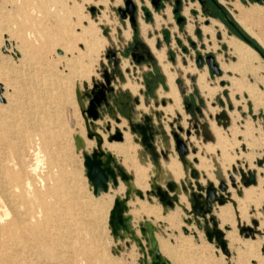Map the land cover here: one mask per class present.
Segmentation results:
<instances>
[{"label": "rangeland", "instance_id": "obj_1", "mask_svg": "<svg viewBox=\"0 0 264 264\" xmlns=\"http://www.w3.org/2000/svg\"><path fill=\"white\" fill-rule=\"evenodd\" d=\"M24 1L25 5L20 1L18 7L22 8L17 9L12 0H0V179L8 184L7 190L0 191V206L5 221L18 215L19 193L15 186L19 178L22 186L19 191L28 200H32L25 188L28 181L44 194V207L50 217L41 216L30 223L27 210L34 209L35 204L23 205L22 214L26 219L23 227L15 230L12 238L0 233V243L7 241L5 249H0V257L15 254L23 264H145L147 254L151 264V243L146 242L140 232V224L145 227L147 224L153 228L167 264H264V111L255 116L251 111L243 114L241 106L244 110H247V103L251 107L246 96L238 98L234 105L225 101L224 104L239 111H235L238 117L237 120L232 119L231 128L218 127L214 116L220 114L218 103L221 99L216 100V96H221V91L217 93L218 89L214 86L220 90V84L210 77L206 78V63L203 66L205 69L197 64L199 56L205 58L217 50L218 45L212 48L210 39L213 40L211 36L215 34L218 44L221 35L226 34L224 25L221 23L223 27H220L216 20L206 19L198 1L188 13L192 2L183 0L182 11L186 9L189 28H180L172 13V22L165 20L163 30H152L150 33L151 38L160 41L156 49L157 43L148 39L157 64L167 75L170 89L158 86L155 91L157 97L146 99L145 77L150 68L138 66L122 53L129 43H125L122 36L129 40L133 32L129 20L123 21L119 14V9L125 8L126 0ZM133 1L138 7L139 18L146 6L153 8L152 0ZM164 3L173 8V2L164 0ZM143 19L140 20L146 37L154 22L150 21L148 25ZM157 19L160 22L159 16ZM207 22L211 27H205ZM164 31L169 33L168 41H165ZM199 31L200 36L197 34ZM18 35L26 41H19ZM192 42L196 48L192 47ZM110 51L118 54L122 68H127L123 70L125 77H129L125 88L131 89L136 94L130 92L132 96L141 101L137 113L143 116L145 112L156 123L155 113L162 114L159 125L167 129L169 141L165 146L161 138L158 139L162 168H156L152 156L138 142L141 138L131 132L126 121L119 127L113 120L109 125L111 132L107 129L109 134L105 132L107 127H104L105 131L99 125L93 127L92 131L99 133L104 140L103 150L115 155L131 177L130 182L120 180L119 187L111 185L108 193L102 192L96 197L87 178L84 155L92 153L97 144L95 140L88 139L81 107L85 106L84 93L92 90L95 83H103V70H112L111 59H108ZM230 61L236 62L231 57ZM257 63L258 66L255 65ZM239 66L244 68L240 62ZM251 68L264 71L261 60L254 62ZM209 88L215 90L214 95ZM171 91H176V98L169 96ZM258 92L249 95L256 109L264 107V92ZM192 95L196 96L197 104L199 99L205 101L203 115L197 112L190 114L194 110ZM213 103H217L219 109L213 108ZM188 106L191 107L189 112L186 111ZM227 106L228 113H233ZM217 118L220 123L223 122L221 117ZM195 119L210 122L215 143L209 140L211 142L203 144L202 139H197L193 127ZM246 121L248 123L244 125ZM117 128L122 131L124 141L110 143ZM233 128L236 133H232L231 138L228 132ZM187 131H192L190 139ZM174 132L188 143L190 161L194 163L197 158L196 168L217 188L220 182L216 181L218 177L214 173L222 170L226 176L231 199L224 206L216 205L213 216L218 229L224 232L228 253L222 250L215 237L213 241L209 240L206 232L214 230L213 224L202 220L200 229L189 217L193 213L188 202L192 194L197 193L198 187L196 181L186 177L176 152ZM38 149L44 158L38 166L37 175L45 180L47 187L41 186L37 176L30 178V170L35 163L34 152ZM195 150H198L196 156ZM216 158L221 169L216 168ZM239 161L245 163V170L256 172L255 186L244 187L240 183V189L231 188L228 175L233 174L235 167L239 168ZM236 180L239 183L241 177L237 175ZM188 181L194 184L192 193L180 197V203L187 206V210L177 205L179 200L173 208L165 206L154 194L157 187L171 194L173 192L168 189L170 184L177 182L180 185V182ZM202 181L205 185L206 180ZM127 192L131 195L127 216L134 220V229L147 249L145 252L130 236H126L125 240H115L109 225L116 198H125ZM5 211L9 215L5 216ZM30 224L39 225L41 231L27 230ZM247 227L256 231L254 238L241 234V228ZM11 240H18L21 245H15V241ZM239 252H249L250 255L240 258Z\"/></svg>", "mask_w": 264, "mask_h": 264}, {"label": "crops", "instance_id": "obj_2", "mask_svg": "<svg viewBox=\"0 0 264 264\" xmlns=\"http://www.w3.org/2000/svg\"><path fill=\"white\" fill-rule=\"evenodd\" d=\"M161 1H162V7L159 10H157L152 5V2H151V5L153 6V8L146 6L143 9L144 13H143V16H141V18L138 17L139 16V13H138V15H137L138 26H137L136 30H134V29L132 30L134 33L132 32L131 39L126 40L124 38V36H122L125 43L129 42L125 45L126 47H124L122 50V53L125 57H128V58L133 60L131 50L134 48L135 44H139L140 46H142V48L144 50H147L149 53H151V55L153 57V60H149V61L144 62V63L137 64L135 62L140 67L142 65H144V66H148L150 68V70H149L150 72L148 74H146V77H145V87H146L145 97H146V99L151 98V97L152 98L157 97V95L155 94V91L157 90L156 88H159L160 86H161V88H164V87L169 88L170 87L167 75H166V73H164V71L162 69H160V65L157 64V58H156V56H155V54H154V52H153V50L150 47L149 42H148V39L154 40V42L157 43L156 49L159 48V42L160 41H158L154 38H151L150 33L152 32V30H156V31H158V29L163 30L162 25H166L165 20L171 21V19L173 18L172 13L174 14V12L176 10L175 9L176 8L175 0H166L169 2L170 1L173 2V8H171L170 6H166L164 3V0H161ZM196 1H198L200 6L202 7L201 13L203 16H205V17L207 16L206 19H209L211 21H213V20L219 21L220 23H222L224 25L225 30H226V34H222L221 38L219 37L220 39L217 41L218 44H216V39H215L216 35L215 34L213 36H211V37H213V40L210 39V42L212 44V48L217 47V45H218V48L216 51L213 52V54L208 55V56L215 57L216 64L219 67L220 73L219 74L214 73L209 68L205 69V67H203L204 64H202L201 67L204 68L206 71V73H205L206 78L210 77L212 79V81L214 79L215 82H219V84H220V90L217 86H214V89H218L217 93L219 91H221L220 92L221 96L217 97L216 96L217 93L215 96H216V100H217V98L221 99V100H219L218 104L221 106L220 109L221 108L222 109L221 110L219 109V105L217 103H213V108H218L220 111L219 115L227 117L229 119V123L226 125V128H228V127L231 128L232 126H230V125L232 123V119L237 120V117H238L237 112H239V111L234 110V108L232 106H229V105L227 106L226 104H224L225 101L226 102L228 101L231 105H234V102L237 101L238 98L242 99V98H245V96H246L248 98V101L250 102L251 107L248 106V103L246 104L247 110H244V107L241 106V108H242L241 111L243 114H246L247 112L251 111L252 115L255 116V115L259 114L260 112L264 111V107H260L259 109H256L254 101L249 97L250 94H252V95L259 94L258 90H260L261 92H264V71L251 68V67H253L254 62L252 64L243 63L238 58V56L235 54L233 46H231L229 41L232 39V37H234V38H237V37L234 35L233 26H231L228 21L230 20L232 23H236L242 29V31L262 49L263 54H264V45L262 43H260V41H259L260 39H262L263 43H264V20H263L264 19V11H263L264 10V1L263 2H256L255 0H213V2L212 1L210 2V6H209L210 9L208 12L205 10V8L200 3V0H191L192 3L190 5L188 4L189 5L188 13H190V11L193 9V7L196 6L194 4V3H196ZM183 2L184 1L182 0V6H183ZM215 2L218 4V6H216ZM182 6H181V16L184 18V23L179 25L177 16L175 14H174V16H175L176 22L180 26V28H184L186 26H187V28H189V25H187V20L185 17L187 12H186V9H185V11H182ZM161 10H163V11L160 13ZM258 10H260V11H258ZM196 11L198 12V10H195V12ZM261 14L263 15L262 17H261ZM157 16L160 17V22H158L159 20L157 19ZM238 17L241 19L243 18L242 19L243 22H246L244 24L247 27H249L251 30H253L252 32L255 33L256 37H254L253 35H251L250 33H248L246 31L244 25L240 24ZM261 18H263V19H261ZM140 19H143L144 22L148 25L151 24L148 22H150V21L154 22V27H153V24L150 25V29H148L146 37L143 34L142 22ZM208 23L209 22H207V26H205V27H211V25L209 26ZM158 25L161 27H159ZM127 28H128V26H126V29ZM165 29H167V28H165ZM139 31L141 32V34L139 33ZM163 34L165 35V41H168L169 40L168 31H164ZM197 34H198V36H200V31ZM237 39L240 40L239 38H237ZM240 41H242V40H240ZM242 42L244 44H246L247 46H249L250 48H252L246 42H244V41H242ZM179 44H181L180 41H179ZM191 44H192L193 48H196V44L194 42H192ZM253 50L258 54L259 59L262 61L263 65H264V59L262 58L261 54L258 53L255 49H253ZM110 53L111 54L113 53L116 57L115 60L110 58L111 59L110 63L112 64L113 68H112V70L104 69L103 70V76H104V72L108 71L111 82H112L111 88L113 91L107 94L106 102L103 103L102 106L99 108L98 111L100 114V120L98 122L93 123L91 130L93 129V127H96V125H99V127H101L102 129H104V127H107L106 131H105V129H104V131L106 132V134H109L108 130L111 132L109 125L111 124V122L113 120L116 122V124L119 125V127H120V125L124 124L123 121H126L129 128H130L131 124L143 125V124H145V119L147 117L150 118L151 119V126L154 128L153 145L155 147L156 156H153V154L147 148H145L142 144L141 145L144 147L145 151L147 153H149L150 156H152L153 162H154L156 168H162L160 166V154L158 152V147H157L158 139L161 138L162 144L164 142L165 146L167 145V142L169 141L167 129L163 125L162 126L159 125V123L161 122L162 114H160L159 112L155 113V118L158 121V123H156L155 119L153 117L146 115L145 112H144L143 116L141 114L139 115L137 113V111L139 110V107L141 106V101L132 96L131 93H133V92L131 89L125 88V86L129 82V80H128L129 77H128V79L125 77L123 70H126L127 68L126 69L122 68V66H121L122 63L120 62V58H118V54H116L115 52H111V51H110ZM119 55H121V53ZM208 56H206V57H208ZM199 57H198V59H199ZM230 57L235 59L236 62L234 61L235 63H232V61H230ZM239 62L242 64V66H244V68L239 66ZM255 65L258 66V63ZM247 66H250V68L249 69L246 68ZM198 78H199V76H197V79H196L197 85H198ZM126 79H127V83H124ZM103 82H104V80H103ZM131 82H133V81H131ZM121 83H123L122 87L120 86ZM98 84H100V83H98ZM209 89L213 90L212 93L214 95L215 90L211 89V88H209ZM126 90H128L129 92H127ZM91 92H92V90H87L84 93V99L86 101L84 102L85 106L81 107L82 111H85L89 106L90 99L88 97H89V95H91ZM133 95H136V94L133 93ZM166 95H167V93H166ZM191 98L190 99H191L192 107L194 108V110H192L193 112H190L191 115L194 114V112H197V109H200L202 111V109L205 108L206 103L204 100L199 99L198 104H197L196 96L192 95ZM163 104H165V103H163ZM197 105H199V106H197ZM163 106H165V105H163ZM226 106L233 113L230 112V114H229L228 110L226 109ZM235 111H237V112H235ZM198 114H200V113H198ZM202 115H203V112H202ZM83 119H84V117H83ZM221 120L224 121V119H221ZM84 122H85V119H84ZM193 122H194L193 127H194V131L196 132L195 135H196L197 139L198 140L202 139L203 143H204V141L206 143H208L209 140L206 139L207 135L213 136V133L210 130V124H209L210 122L206 123V122L201 121V119H195ZM247 123H248V121H246L244 123V125H247ZM85 125H86V122H85ZM244 125H243V127H244ZM236 126L237 125L235 124V127ZM243 127H241V128H243ZM117 129L115 132H117V131L122 132L120 130V128L118 130ZM130 130H131V128H130ZM241 132H242V130H240V135H241ZM95 133H97V132H95ZM228 133H229V136H231V135H233L232 133H236V129L233 128L231 130V132H228ZM134 135L141 138L139 134H134ZM231 138H232V136H231ZM188 139H190V138H188ZM139 141L141 143V139L138 140V142ZM200 142H202V141H200ZM114 147H116V146H114ZM197 152H198V150L194 151L195 156L197 155ZM89 154H91V153H89ZM161 155L163 157L166 156L165 153H161ZM113 157L115 158L118 166H120L124 170V172L129 175L126 168L118 162L115 155H113ZM167 158H168V156H167ZM211 158H212V156H211ZM239 162H240V163H238L239 168L235 167V169L239 172V174H244L246 178L255 180L257 182V178H256V174H255L256 172L254 170H245V168L243 167V165L245 166V163L243 164L241 161H239ZM197 163H198L197 158L194 160V163H192L190 161L189 157H187V165L186 166H184V164L182 163L183 170L186 174V177L188 176V178H189V176H190V178H191L192 168H194L198 171V169L196 168ZM214 163L216 165V168H220L219 163L217 161V158L214 160ZM198 173L200 175V178L198 180H194L191 178V180L197 182L196 185L199 184L200 186H202V184H203L202 180L204 179V180H206V183H205L206 186L204 184L202 186L204 189L207 188L209 184H213L214 186H216L215 183L212 180H209L204 173H201L200 171H198ZM214 176L218 177V179H216V181H218V182L225 181V179H226V176L224 175L222 170L218 174H217V172H216V174L214 173ZM175 183H176L175 184L176 185V192L171 193L170 196L177 197L179 200L177 205L181 206V207H185V209L187 210L189 208L185 205L183 206L180 203V197L182 195L186 197L187 194H188V196H190L192 193V188H193L194 184L192 182H189V181H188V183L180 182L181 183L180 185L177 182H175ZM130 200H131V198H130ZM188 204L190 205L189 207H191L190 202H188ZM215 210H216V205H215L214 211ZM213 215H214V213H213ZM129 217H131V216H129ZM189 217H191L190 219H193V221L196 223L197 227H199V225L201 226V221L204 220L203 218L195 216L194 214H189ZM141 225H144V224H140V232H141ZM131 230L134 231L136 234V231H135L136 229H134V220L133 219H132V224H131ZM136 236H137V238H139L138 234H136ZM143 239L146 240V238H144V237H143ZM118 240H120V239H118Z\"/></svg>", "mask_w": 264, "mask_h": 264}, {"label": "water", "instance_id": "obj_3", "mask_svg": "<svg viewBox=\"0 0 264 264\" xmlns=\"http://www.w3.org/2000/svg\"><path fill=\"white\" fill-rule=\"evenodd\" d=\"M256 2H260V0H255ZM152 5L159 10L160 9V0H152ZM216 6L218 4L215 2ZM180 5V2H177V6ZM94 12V9L92 10ZM179 10L176 9L174 14L178 15ZM119 14L123 21L129 20L132 28L136 30L137 28V14H138V7L134 3L133 0H126L125 1V8L119 9ZM184 22V18L180 17L178 18V24L181 25ZM229 24L232 26L233 23L229 20ZM247 43V42H246ZM248 44V43H247ZM249 45V44H248ZM262 58L264 59V54H261ZM134 55H132V58L134 62L137 64H140V60L134 59ZM147 57L149 60H153V57L151 53L147 54ZM112 58L115 60V55L112 53L108 55V59ZM206 62L208 68L213 71L214 73L219 74V67L216 64L215 57L208 56L206 59L199 57L198 59V66L201 67L203 62ZM104 82L100 84H94L91 95H89V106L88 108L82 112V116L85 119L86 122V130H87V136L89 140H95L96 141V149L93 150L91 154H85L84 155V166L87 171V178L91 182L93 187V194L94 196L98 197L102 192L108 193L110 190V186L113 185L114 187H119L120 180L123 183H128L131 180V177L124 172V170L118 166L115 158L112 154L106 153L103 150V139L102 136L98 133H95L91 130V127L93 123L98 122L100 120V114H99V108L102 106L103 103L106 102V96L108 93L112 92V82L109 76L108 71L104 72L103 76ZM191 109L190 106L186 108V111L189 112ZM198 113H202L200 109H197ZM217 117H221L224 119L222 123H219V126H224L226 128V125L229 123V119L227 117L218 115ZM217 117L215 119H217ZM132 133L139 134L141 137V144L147 148L153 156H156L155 154V147L153 145L154 141V128L151 126V119L146 118L145 124L143 125H133L130 126ZM181 132H183V129H180ZM188 138H191L192 132L187 131ZM173 138L175 140V146H176V152L179 155V158L181 162L184 164V166L187 165V157L190 154V149L188 147V143L177 133H173ZM208 140H211L214 142V137L212 135H207ZM123 142L124 141V135L122 132L117 131L112 137L110 138V142ZM207 141V140H206ZM205 142V141H204ZM234 173L237 175L239 172L234 169ZM241 176V183L244 185V187H250L255 186L256 181L252 179H248L245 177L244 174H240ZM191 178L194 180H198L200 178V175L198 171L194 168H192L191 171ZM230 182H231V188L237 190L238 184L236 182V178L230 174L229 176ZM198 191L197 193H193L192 197L190 199L191 209L192 213L195 216L201 217L204 219L206 223H211L214 226V230L210 232H206L208 238L210 241H213V238L215 237L216 240L219 241L222 250H224L225 253H228L226 242L224 241V232L222 230L218 229V223L216 220V217L213 216L214 207L215 205H218L219 207L224 206L227 204L228 200L231 199L230 197V187L225 182H220L219 187L217 188L213 184H209L207 188H202L199 184H197ZM168 189L170 192L175 193L176 192V186L173 184H170L168 186ZM220 192V193H219ZM137 194L144 198V195L142 193L137 191ZM156 194L160 201L168 207L173 208L174 203L178 201L177 197L170 196L168 191H164L162 188L157 187L156 188ZM131 195L130 192L126 193L125 198H116L113 206V210L111 211L110 215V221L109 225L112 230V234L115 240H125L126 236H130L133 241H135L140 249L145 252L146 247L144 246L142 240L140 238L136 237V234L134 231L131 230V224H132V218L127 216V213L129 211L128 203L130 201ZM188 213V212H187ZM209 217V219H208ZM144 225H141V234L144 238H146V242L151 243V249H149V255L152 257V263L151 264H167V262L164 260L159 246L158 242L155 238V232L152 227ZM255 227H257V224L255 223ZM199 228L202 227L199 225ZM255 230L253 228H241V234H243L246 238L255 237ZM155 240V242H154ZM145 264H149L147 260V254H145Z\"/></svg>", "mask_w": 264, "mask_h": 264}, {"label": "bare ground", "instance_id": "obj_4", "mask_svg": "<svg viewBox=\"0 0 264 264\" xmlns=\"http://www.w3.org/2000/svg\"><path fill=\"white\" fill-rule=\"evenodd\" d=\"M12 1L14 3V6L17 9H21L22 8V7H18V4L20 3V1H23L24 5H25V1L24 0H12ZM10 5H12V2H11ZM258 11H260V10H258ZM262 16L263 15L261 14V17ZM242 19L241 18L238 19L239 22H240V24L244 25V27H245V29H246V31L248 33H250L251 35H253L254 37H256L255 33L252 32L253 30H251L249 27H247L244 24L246 22H243ZM261 19H263V18H261ZM216 23L220 27H223V25L219 21H216ZM18 39H19V41H26L25 39H23V36H20V35H18ZM259 41H260V43H262L264 45L262 39H260ZM229 42H230L231 46H233V49H234L235 54L238 56V58L243 63L252 64L253 62H259L260 61L258 54L252 48H250L249 46H247L246 44H244L242 41L238 40L237 38H233L232 37V39ZM7 47H9L8 44H7ZM199 81H200V79H199ZM169 96H171V97L177 96L176 95V91H171V93H170ZM216 122H217V125H218L220 123V120H218V118H217L216 119ZM218 127H220V126L218 125ZM0 140H1V138H0ZM103 142H104V140H103ZM118 143H122V142H118ZM103 145H104V143H103ZM34 156H35V163H34L33 167L30 170V173L32 175L30 178H35V176H37L39 178V180H41V186L47 187L48 184L45 182V180L41 179L40 176L37 175L38 166H39L40 162H42V159L44 158V156L42 155V153H41V151L39 149H38V151L36 153L34 152ZM1 173L2 172H1V169H0V174ZM16 181H17L16 182L17 185L15 186V190H16L17 193H19V195L17 196L18 197L17 202L19 204L18 215H15V218L12 219V220L10 219L9 221H5V219H3V216L1 214V206H0V233L6 235L8 237H11V238H12V235L14 236L15 230L21 229V227H23V225L26 222V219L24 218L25 216H23V214H22L24 212V211H22V206L23 205L25 206L27 203H32V202L35 204V208L34 209L27 210V212H28L27 216L30 217V223H33V221H35L36 219L40 218L41 216L50 217L49 211H47L46 208L44 207L45 206L44 194H42L40 192V190L36 189L34 187V185L32 184L31 181H28L25 184V188H27V190H29V194H31V196H32V200H28V197H26L24 194L20 193V191H19V190L22 189L21 184H19L20 183V179L17 178ZM7 185L8 184L7 183H4V180L3 179H0V191L7 190L8 189V186ZM48 195H49V193H47L46 196L49 197ZM34 198L36 200H38V201L36 202ZM6 213L7 212L5 211V216L9 215L8 213L7 214ZM28 227L26 228L27 230H31L32 231V230L36 229L38 231H41V227L39 225L38 226H33V225L30 224V226H28ZM39 227H40V229H39ZM14 241H12V242H14ZM6 243H7V241L1 242L0 243V249L4 250ZM16 243L18 245L20 244V242L18 240L15 241V245H17ZM57 247H56V250H57ZM238 255H239L240 258H242V257H248L250 255V253L247 252L245 254V253H240L239 252ZM55 257L58 258L57 256H55ZM5 259H7V260H5ZM0 264H23V263L21 262L20 259H18L17 255L11 254L7 258H5V257L4 258H1L0 257ZM25 264H27V263H25ZM48 264H50V263H48ZM236 264H238V263L236 262Z\"/></svg>", "mask_w": 264, "mask_h": 264}, {"label": "flooded vegetation", "instance_id": "obj_5", "mask_svg": "<svg viewBox=\"0 0 264 264\" xmlns=\"http://www.w3.org/2000/svg\"><path fill=\"white\" fill-rule=\"evenodd\" d=\"M213 2V0H200V3L202 4V6L205 8L206 11L209 12V6H210V2ZM177 2H180V5L177 6ZM175 6L176 8L175 9H178L179 10V13L177 16V18H180L182 17L181 16V6H182V0H175ZM162 7V1L160 0V8ZM184 23V22H183ZM182 23V24H183ZM233 26V25H232ZM234 28V27H233ZM235 29H234V34H235ZM149 52L147 50H144L142 48V46H140L139 44H135L134 48L131 50V54L134 55V59L136 60H140L141 63H144V62H147L149 61L148 57H147V54ZM206 59V58H204ZM206 63L205 61L203 62V64ZM191 112V111H190ZM193 112V111H192Z\"/></svg>", "mask_w": 264, "mask_h": 264}, {"label": "trees", "instance_id": "obj_6", "mask_svg": "<svg viewBox=\"0 0 264 264\" xmlns=\"http://www.w3.org/2000/svg\"><path fill=\"white\" fill-rule=\"evenodd\" d=\"M264 0H260V2H263ZM233 27L235 29V36H237L239 39H241L244 42H247L253 49H255L258 53L262 54V49L253 41L251 40L243 31L242 29L236 24L233 23Z\"/></svg>", "mask_w": 264, "mask_h": 264}, {"label": "built area", "instance_id": "obj_7", "mask_svg": "<svg viewBox=\"0 0 264 264\" xmlns=\"http://www.w3.org/2000/svg\"><path fill=\"white\" fill-rule=\"evenodd\" d=\"M218 115H219V114H215V116H214V120H215V121H216V119H215V118H216V116H218ZM221 127H223V128H224V126H221ZM228 128H229V127H228ZM224 129H227V128H224ZM213 136H214V135H213ZM214 141H215V140H214ZM209 142H211V141H209ZM213 143H214V142H213ZM203 144H207V143H206V142H204ZM234 169H235V168H234ZM232 175H233L235 178H236V176H237V175H239V176H240V174H237V175H236L234 172H233V174H232ZM228 176H230V175H228ZM240 177H241V176H240ZM236 182H237V180H236ZM240 183H241V181H240L239 183L237 182V184H238V189H240ZM243 186H244V185H243Z\"/></svg>", "mask_w": 264, "mask_h": 264}]
</instances>
